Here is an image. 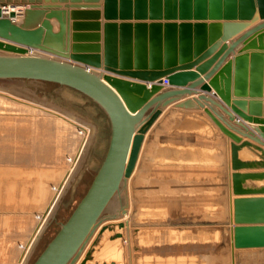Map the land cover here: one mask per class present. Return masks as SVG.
<instances>
[{
    "label": "water",
    "instance_id": "water-1",
    "mask_svg": "<svg viewBox=\"0 0 264 264\" xmlns=\"http://www.w3.org/2000/svg\"><path fill=\"white\" fill-rule=\"evenodd\" d=\"M51 19L58 22L56 33ZM261 20L264 0H0V80L71 88L95 103L109 121L108 145L86 192L32 264H76L85 247L78 264H89L103 243L122 237L114 231L125 223L109 221L125 215L124 206L114 214L107 210L131 177L144 135L161 114L160 109L150 114L153 103H148L163 90L154 84L161 79L175 88L193 83L188 89L213 90L239 118L260 125L252 128L256 137L239 122H226L210 98L198 96L204 113L230 140L231 217L224 223L232 226V256L239 250L264 249V187L247 185L263 180L264 172H242L264 170V150L259 147L264 145V119L258 118L264 117V23L232 42L230 50L243 43L233 60V80L232 62H227L207 84L197 81L199 75H206L202 81L210 79L222 65L225 59L206 74L226 50L225 42ZM139 82L151 85L147 89ZM231 87L235 97L251 100L231 101ZM183 94L187 92L168 90L158 99ZM244 148L258 160H240Z\"/></svg>",
    "mask_w": 264,
    "mask_h": 264
},
{
    "label": "rangeland",
    "instance_id": "rangeland-1",
    "mask_svg": "<svg viewBox=\"0 0 264 264\" xmlns=\"http://www.w3.org/2000/svg\"><path fill=\"white\" fill-rule=\"evenodd\" d=\"M91 108L64 87L0 80V264H16L20 246L39 222L36 217L52 199L53 187L64 182L25 264L34 262L86 192L109 140V127ZM78 127L88 128L89 134L79 162L71 167L82 140ZM152 167L138 164L137 181L129 186L125 182L107 210L114 214L124 206L137 263L232 264L228 231L220 224L229 211L224 178L220 192L206 182L204 190L165 196L159 189L166 181H151ZM152 183L155 190L149 187ZM188 223L192 228L184 227ZM119 245L125 246L123 241ZM238 262L245 264V259Z\"/></svg>",
    "mask_w": 264,
    "mask_h": 264
},
{
    "label": "crops",
    "instance_id": "crops-1",
    "mask_svg": "<svg viewBox=\"0 0 264 264\" xmlns=\"http://www.w3.org/2000/svg\"><path fill=\"white\" fill-rule=\"evenodd\" d=\"M61 6L62 8H64V5ZM99 22L101 23V27L105 23L103 19L99 20ZM50 23L53 27V32L56 33L58 31V22L55 19H51ZM72 23L73 21H70V26L72 25ZM262 23H264V20L255 23L254 25L245 29L229 41L225 42L223 45H226V50L221 54L220 57H218L217 61L213 63V65L206 74L210 73V71L218 64L220 60L225 59L222 62V65L219 66L217 71L211 76L210 79L202 81V79L206 75H199V79L197 81L201 82V84H207L209 80L214 78L220 72L222 66L227 62H232L231 80H233V60L236 56L241 54L240 51L243 47V43H239L237 46L231 48L230 50L232 42H234L236 39H238L240 36L244 35L248 31L253 30V28L257 27ZM260 31L264 32L262 30ZM72 33V30H70V40ZM99 34L101 36V42L99 44L101 45L102 54V29ZM219 49L215 51V53H213L211 57L200 63V65L211 60L219 52ZM251 52L256 51H247L246 53ZM194 70L195 68H193L191 72H194ZM121 80H125L131 83L137 82L127 78H122ZM220 81L221 80L219 79V83ZM139 84L144 85L147 89H149L151 85V83L146 82H139ZM191 84L193 83H189V85L185 88H175L168 86L154 94L148 101V103H153L151 109L152 111L150 112V114L155 109H160L161 114L150 127V129L147 131V133L144 135V141L141 145L139 157L137 160V167L138 164L153 166L151 168V181H166V186H164V189H159V191L162 190L165 192L164 194H162L165 196H172V194L184 195L183 192H189V190L191 191V189L204 190L206 188V182L208 183V186H214L215 188L217 186L220 192V188H222L221 182L223 178L225 187L227 188V195L230 196L229 176L232 173L230 170L229 155L230 140L220 132L219 128L204 113L203 102L198 100V96L203 95L207 98H210L213 103L212 105L214 106L212 107L213 110L226 122H228L229 124L239 122L243 129H245L249 133L251 132L256 137L257 135L252 130V128L259 127L260 125L253 124L239 118L230 110V108H228L223 102H221V100L216 96L213 90H211L210 93L201 92L199 90L200 86L188 89V87L192 86ZM168 90H184L185 92H187V94H183L176 97L158 99L163 93V91ZM239 99L246 101L251 100L247 97L244 99L235 97L233 95L231 87L230 100L232 101ZM260 100L264 102V98ZM220 106L225 108L230 113V117L227 114H224L222 110H220ZM148 116L149 115L143 117L137 127H139L148 118ZM258 118L261 120L264 119L262 115ZM236 136L239 135L236 134ZM242 141L244 142L249 140L242 137ZM262 142L264 144V141ZM259 147L264 150V145H260ZM239 159L248 162L257 161L258 157L248 149L244 148L239 152ZM242 172L260 173L264 172V170L256 169ZM136 177L138 178V176ZM247 185L252 187H264V179L247 182ZM229 209H231L230 201ZM231 227L232 226H225L228 231L226 235L228 236L229 240ZM224 236L225 233H221L220 237L224 238ZM247 251H256V253L251 252L250 254ZM231 258L232 264H236L235 255H233ZM238 258L242 260L245 259V262L247 261L248 264H264V249L239 250Z\"/></svg>",
    "mask_w": 264,
    "mask_h": 264
},
{
    "label": "bare ground",
    "instance_id": "bare-ground-1",
    "mask_svg": "<svg viewBox=\"0 0 264 264\" xmlns=\"http://www.w3.org/2000/svg\"><path fill=\"white\" fill-rule=\"evenodd\" d=\"M18 20H20V18H17V21ZM79 130H81V129H79ZM79 130H78V132H80ZM80 135L82 136V140H81V142L79 144L78 151H77V153L75 155V158L72 161L71 167L75 166L76 163L79 162V160H80L79 157H81L83 149H84V145H85L84 142H85L86 137H84V132L83 131H81ZM136 170H137V163H136V166H135V169H134L133 173L131 174V177L126 180L127 186H129V182H131L133 179H134V181H137L138 178L135 176ZM1 171H3V170H1ZM71 171H72V168L67 169V171L65 173V178L69 177ZM61 183H64V182L61 181L60 183H58V185L55 186L56 187L55 193L52 194L51 201H49V203L47 204V207L42 212L41 217L39 218L40 219V225H39V222L36 223V225L33 228L32 232L29 234L27 240L22 244L23 248L19 251L20 252L19 253V258H18L16 264H25L26 263L28 255H29L30 251L32 250L33 245L35 244L34 241H36V239L38 238V236L40 235L41 231L44 228V226H42V224L45 221L44 218L47 217V219H48L49 214L52 212V209H53L54 205L57 203V201L59 199V196L61 195L60 194L61 191H62L61 187L63 186V184H61ZM0 185H1V183H0ZM156 185H158L159 188L161 186H163V184H161V183L160 184H156ZM164 186H166V183H164ZM149 187L152 188L153 190H155V188H156V187H153V183ZM41 194H42V192L39 191L38 195L40 196ZM227 196H228V210L229 211H228V216H227V218L225 220L229 221V219L231 217V210L229 209V201H230L231 196H229V195H227ZM119 222H122V223L125 222V227L122 230H117L115 228L114 232H120L122 234V237L121 238H116L113 241H109V242L106 241L105 243H103L102 248H100V250L95 254L94 261L93 262H89V264H94L95 261L98 262L99 264H102V262H106V264H109L110 262H114L115 264H144L142 262L141 263H137V261H136V258H135V255H134L135 251L133 252L132 237L130 235V229H131L130 226H131V224H130V222L128 220L127 213H125V215L121 216L120 219H118V220L109 221V223H112V224H117ZM224 222L225 221H222V222H220V224L223 223V226H224L225 225ZM104 224H108V223L106 222ZM199 224L202 225L203 223H199ZM216 224H218V223H216ZM141 227L146 228L145 226H143V224H141ZM184 227L185 228L186 227L187 228H192L191 224H189V223L186 224ZM210 227H213V226H210ZM221 227L222 226H220L218 228H221ZM190 236H193V235H190ZM120 241H123L125 246L119 245ZM86 248L87 247H85V250H86ZM85 250L81 254V257L77 261L76 264H78V262H80ZM15 252H16V250H15ZM235 262H236V264H240V262H238V256H236V255H235ZM245 264H248L247 261L245 262Z\"/></svg>",
    "mask_w": 264,
    "mask_h": 264
},
{
    "label": "trees",
    "instance_id": "trees-1",
    "mask_svg": "<svg viewBox=\"0 0 264 264\" xmlns=\"http://www.w3.org/2000/svg\"><path fill=\"white\" fill-rule=\"evenodd\" d=\"M46 84V83H45ZM48 84H53V83H48ZM53 85H56V86H59V85H57V84H53ZM61 87V86H60ZM64 88H66V89H69V90H71L75 95H77V96H79L80 98H82L87 104H90L91 105V109L93 110V112L95 113V112H99L100 113V115L103 117V119L105 120V122H106V125L109 127V121H108V119H107V117H106V115L104 114V112L95 104V103H93L88 97H86V96H84L83 94H81V93H79V92H77V91H75V90H73V89H71V88H68V87H64ZM96 114V113H95ZM109 134H110V131H109ZM107 145H108V143H107Z\"/></svg>",
    "mask_w": 264,
    "mask_h": 264
},
{
    "label": "built area",
    "instance_id": "built-area-1",
    "mask_svg": "<svg viewBox=\"0 0 264 264\" xmlns=\"http://www.w3.org/2000/svg\"><path fill=\"white\" fill-rule=\"evenodd\" d=\"M6 14V13H5ZM156 84H159L160 86H162L163 88H166V87H168L169 85H168V82L165 80V79H161L160 80V82H157ZM79 129H81V131H84V136L86 137V139H85V142H86V140H87V138H88V134H89V130H87L86 128L85 129H83L82 127H78ZM80 131V132H81ZM80 134V133H79ZM84 142V143H85ZM70 159V158H69ZM69 159H67V162L69 163V162H71V160H69ZM62 188V187H61ZM55 190H56V187H53L52 188V192L54 193L55 192ZM61 190V189H60ZM63 191V190H62ZM39 215L36 217V219H37V221H39L40 222V219H39ZM23 248V246H20V250ZM29 248V247H28Z\"/></svg>",
    "mask_w": 264,
    "mask_h": 264
}]
</instances>
